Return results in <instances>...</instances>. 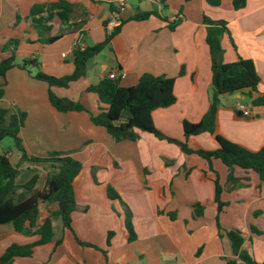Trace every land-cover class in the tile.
<instances>
[{
  "label": "crops",
  "instance_id": "obj_1",
  "mask_svg": "<svg viewBox=\"0 0 264 264\" xmlns=\"http://www.w3.org/2000/svg\"><path fill=\"white\" fill-rule=\"evenodd\" d=\"M54 1L0 0V61L13 54L16 63L31 58L47 75L68 76L74 70L78 42L83 50L102 42L113 28L120 26V31L110 48L87 62L84 77L67 89L49 88L34 80L35 69L29 75L12 68L5 75L0 108L26 113L19 136L27 155L60 153L82 166L74 189L71 230L62 231L60 220L57 224L55 219L52 242L36 247L30 258L17 257L9 264H226L234 258L226 237L231 230L241 233L242 250L264 264V183L255 173L235 168L233 176L241 186L228 189L227 169L217 160L212 162L222 188L221 201L227 204L218 217V230L214 176L201 158L140 131L134 142H116L104 129L93 126L86 112L58 113L47 98L50 89L97 113L103 106L86 88L112 72H121L124 88L136 85L144 73L173 78L175 104L151 116L157 130L182 141V121L198 123L209 106L211 74L204 15L226 22L220 42L223 63L250 61L259 80L253 96L264 93V0H246L239 10L232 8L233 0H220L216 7L203 0H65L75 5L69 27L54 18L51 29L39 36L29 12L34 5ZM111 7L117 11L115 17ZM152 10L160 17L131 20L139 12ZM174 22V30L169 31L168 24ZM13 41L16 44H9ZM219 101L218 133L251 151L264 148V106H249L239 93L223 95ZM243 105L250 117L241 115ZM189 145L216 148L208 134L191 137ZM8 158L18 168L17 186L38 175L41 189L45 177L57 172L47 163L21 162L15 149H9ZM108 188L119 199H108ZM196 205L201 207L199 215L194 213ZM50 210L46 203L40 204L38 224ZM126 223L134 235L130 242ZM109 232L113 235L106 247ZM60 237L61 244L54 247ZM36 240L15 232L10 223L0 225V256L11 245L26 246ZM101 250L106 251L105 258Z\"/></svg>",
  "mask_w": 264,
  "mask_h": 264
},
{
  "label": "trees",
  "instance_id": "obj_2",
  "mask_svg": "<svg viewBox=\"0 0 264 264\" xmlns=\"http://www.w3.org/2000/svg\"><path fill=\"white\" fill-rule=\"evenodd\" d=\"M188 2L190 0H183ZM206 4L216 7L220 0H203ZM246 0H233L232 8L239 10L244 7ZM75 8L74 4L65 0H56L47 4L34 5L30 12L32 27L39 36L42 32L49 31V23L57 18L61 25L68 26L71 14ZM111 10L116 14L115 8ZM45 14V15H44ZM150 16L160 17L156 11L139 12L132 16L133 21H142ZM202 22L206 25L205 42L210 56V98L209 106L198 123L183 120L181 129L183 140L170 138L156 129L152 120V112L163 110L175 104L173 93L174 79L164 76H154L149 73L142 74L136 85L124 88L120 86V76L110 79L104 76L98 83L86 88V92L95 95L103 106L97 113L88 111L81 103L68 98L56 96L50 89L47 98L50 106L58 113L86 112L90 123L105 130V132L116 142L136 141L137 131L151 134L159 141L173 144L185 155H195L201 158L207 167V171L214 176V202L216 204V226L219 230L218 217L223 213L227 204L221 201L222 188L218 182V176L212 168L213 161H219L227 169L226 183L228 189L241 186L239 179L233 176L235 168L255 173L261 183H264V148L251 151L243 146L232 143L222 137L217 131V112L219 100L223 95L239 93L251 107L264 106V93L256 97L259 82L254 66L250 61L238 59L233 63H223L221 37L227 31L226 22L223 20H210L205 15ZM122 24V22H121ZM120 24V25H121ZM177 22L169 23L167 28L173 31ZM76 25H73L74 29ZM120 31V26L113 28L98 44L86 47L83 50L75 48L73 52L74 70L68 76L54 77L41 71L37 61L26 58L20 63L15 62L14 55L0 61V99H2L5 88V75L12 68H18L32 75L31 69H35L32 75L34 80L47 84L49 88L67 89L70 84L84 77L87 62L99 55L104 49L110 48L111 40ZM57 37L48 38L46 42L51 43ZM16 44V41L9 44ZM8 44V46H9ZM179 75H182L180 71ZM26 113L0 108V142L6 138L11 139L14 149L20 155L21 162L47 163L57 172L46 176L43 187L38 188L39 176H32L24 185L17 186L15 179L18 168L13 166L8 158V151L0 154V225L10 223L17 233L37 237V240L26 246L11 245L0 256V264L12 263L14 258H30L34 249L43 246L53 240V222L60 220L62 231L71 230L72 214L75 210L74 189L82 176V166L75 159L60 153H49L44 156L27 155L19 133L24 126ZM201 134H208L215 142L216 148L205 150L191 147L189 140ZM108 199H119L115 191L108 188ZM46 203L51 207L49 215L38 224L39 206ZM201 207L195 206L194 213L199 215ZM173 219V215H169ZM128 233L127 241H132L134 235L126 223ZM112 233L106 237V247L110 246ZM230 243L232 256L226 264H259L251 256L242 250L243 238L240 232L231 230L226 232ZM62 237L54 241V247L61 244ZM78 244L89 246L78 240ZM104 258L106 251L101 250Z\"/></svg>",
  "mask_w": 264,
  "mask_h": 264
},
{
  "label": "built area",
  "instance_id": "obj_3",
  "mask_svg": "<svg viewBox=\"0 0 264 264\" xmlns=\"http://www.w3.org/2000/svg\"><path fill=\"white\" fill-rule=\"evenodd\" d=\"M113 16L115 17L116 14L113 13ZM78 43H79V42H78ZM78 43L75 45V46H76L75 48H78V49L82 50L81 48L78 47ZM119 76L121 77V72H112V73L108 74V77H109L110 79H116V78H118ZM239 109H240V113H241V115H242L243 117H250V116H251V115H250V111H249L248 108H246L244 105H243V106H240Z\"/></svg>",
  "mask_w": 264,
  "mask_h": 264
},
{
  "label": "rangeland",
  "instance_id": "obj_4",
  "mask_svg": "<svg viewBox=\"0 0 264 264\" xmlns=\"http://www.w3.org/2000/svg\"><path fill=\"white\" fill-rule=\"evenodd\" d=\"M9 149H14L13 142L11 139L6 138L0 142V154L2 152L8 151ZM47 154L49 153H45V155ZM56 220H57V224H59V219H56Z\"/></svg>",
  "mask_w": 264,
  "mask_h": 264
},
{
  "label": "water",
  "instance_id": "obj_5",
  "mask_svg": "<svg viewBox=\"0 0 264 264\" xmlns=\"http://www.w3.org/2000/svg\"><path fill=\"white\" fill-rule=\"evenodd\" d=\"M108 64H110V61L108 62Z\"/></svg>",
  "mask_w": 264,
  "mask_h": 264
}]
</instances>
